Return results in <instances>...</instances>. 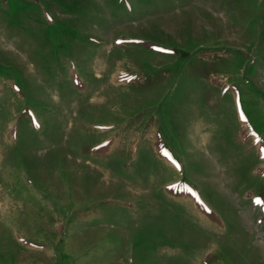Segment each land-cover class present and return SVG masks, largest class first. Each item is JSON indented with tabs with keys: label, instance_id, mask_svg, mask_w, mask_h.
Wrapping results in <instances>:
<instances>
[{
	"label": "rangeland",
	"instance_id": "374dc122",
	"mask_svg": "<svg viewBox=\"0 0 264 264\" xmlns=\"http://www.w3.org/2000/svg\"><path fill=\"white\" fill-rule=\"evenodd\" d=\"M0 264H264V0H0Z\"/></svg>",
	"mask_w": 264,
	"mask_h": 264
}]
</instances>
